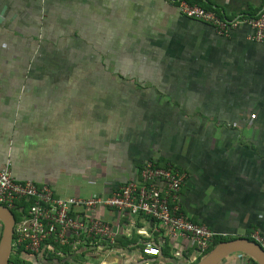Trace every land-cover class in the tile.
Here are the masks:
<instances>
[{
  "label": "crops",
  "instance_id": "obj_1",
  "mask_svg": "<svg viewBox=\"0 0 264 264\" xmlns=\"http://www.w3.org/2000/svg\"><path fill=\"white\" fill-rule=\"evenodd\" d=\"M205 1L229 19L264 9ZM250 31L219 35L172 0H0V170L10 159L16 179L56 195H110L151 160L186 175L181 212L193 221L264 237V40ZM97 213L116 250L48 264L196 262L150 217ZM148 243L158 256L142 255Z\"/></svg>",
  "mask_w": 264,
  "mask_h": 264
},
{
  "label": "built area",
  "instance_id": "obj_2",
  "mask_svg": "<svg viewBox=\"0 0 264 264\" xmlns=\"http://www.w3.org/2000/svg\"><path fill=\"white\" fill-rule=\"evenodd\" d=\"M172 1L178 4L183 15L210 23L219 35L229 36L245 23L251 29L249 40H264V9L255 15L229 19L187 0ZM139 175V179L126 182L110 195L59 196L46 183L16 179L8 159L0 170V205L17 209L22 216L14 225L11 256L21 258L23 263L18 264H48L52 254L65 257L80 250L91 254L97 248L112 253L116 250L117 231L98 215L100 208L152 218L157 230H165L170 238H181L195 249L193 261L208 254L215 237L220 235L181 212L180 193L186 175L171 166L160 167L151 160L143 164ZM23 201L29 203L26 211L20 205ZM2 231L0 220V239ZM252 237L264 249V237L259 233ZM141 253L155 257L160 254V248L148 243ZM246 264L254 263L248 259Z\"/></svg>",
  "mask_w": 264,
  "mask_h": 264
},
{
  "label": "water",
  "instance_id": "obj_3",
  "mask_svg": "<svg viewBox=\"0 0 264 264\" xmlns=\"http://www.w3.org/2000/svg\"><path fill=\"white\" fill-rule=\"evenodd\" d=\"M0 220L3 224L0 239V264H9L16 217L12 209L0 205ZM242 253L253 258L257 264H264V249L248 237H236L216 244L213 249L196 264H220L228 256Z\"/></svg>",
  "mask_w": 264,
  "mask_h": 264
},
{
  "label": "trees",
  "instance_id": "obj_4",
  "mask_svg": "<svg viewBox=\"0 0 264 264\" xmlns=\"http://www.w3.org/2000/svg\"><path fill=\"white\" fill-rule=\"evenodd\" d=\"M187 1H188L189 3H191V4H198V5H200V6L204 7V8H206V9L214 10V11H216L219 15H222V14L220 13V10H219L218 8L213 7L212 5H210V3L206 2L205 0H187ZM20 205H23V206H24V208H25L24 210H25V211H26V209L29 207V203H28V202H25V201L21 202ZM247 237H248L249 239L254 240V238H253L251 235H247ZM233 238H236V237H223V236H217V237H215V239H214V241H213V244H212L210 250L208 251V253H209V252L213 249V247H214L216 244H218L219 242L224 241V240H228V239H233ZM117 243H118V241H117ZM64 249L68 250V248H64ZM244 256H245L246 258H248V259H249L251 262H253L254 264H257V262H256L253 258H251L250 256L245 255V254H244ZM200 260H201V257H199L198 260H197L195 263H193V264H196V263L199 262ZM9 263H10V264H11V263L18 264V263H23V261L21 260V258L12 255V256L10 257V261H9Z\"/></svg>",
  "mask_w": 264,
  "mask_h": 264
},
{
  "label": "rangeland",
  "instance_id": "obj_5",
  "mask_svg": "<svg viewBox=\"0 0 264 264\" xmlns=\"http://www.w3.org/2000/svg\"><path fill=\"white\" fill-rule=\"evenodd\" d=\"M13 212H14V214H15V217H16V220L17 221H19L20 219H21V212H19L17 209H14L13 210ZM207 255V254H206ZM205 256V255H204ZM204 256H202L201 257V259L204 257ZM231 259V258H230ZM226 261H228V260H226ZM226 261L224 260L222 263H220V264H224V263H226Z\"/></svg>",
  "mask_w": 264,
  "mask_h": 264
}]
</instances>
